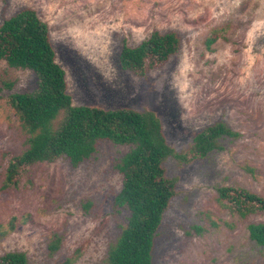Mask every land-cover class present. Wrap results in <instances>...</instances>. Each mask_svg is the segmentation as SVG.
Wrapping results in <instances>:
<instances>
[{
	"label": "rangeland",
	"instance_id": "obj_1",
	"mask_svg": "<svg viewBox=\"0 0 264 264\" xmlns=\"http://www.w3.org/2000/svg\"><path fill=\"white\" fill-rule=\"evenodd\" d=\"M25 8L49 25L74 106L153 111L177 152L218 123L239 134L222 139L223 150L208 159L189 166L166 161L177 195L158 232L154 263L264 264V248L248 231L264 215L242 220L218 201L220 187L264 197V0H0V24ZM155 30L176 32L179 54L145 77L124 71L123 45L137 46ZM37 85L31 71L0 62V162L7 152L26 149L7 97ZM128 152L103 142L77 168L64 159L32 167L16 189L5 186L4 166L0 256L23 252L29 264H108L130 216L115 207L122 190L117 166Z\"/></svg>",
	"mask_w": 264,
	"mask_h": 264
},
{
	"label": "trees",
	"instance_id": "obj_2",
	"mask_svg": "<svg viewBox=\"0 0 264 264\" xmlns=\"http://www.w3.org/2000/svg\"><path fill=\"white\" fill-rule=\"evenodd\" d=\"M217 37L209 39L211 45ZM181 50L176 32L155 30L137 46L124 44L120 66L124 71L145 77L165 66ZM49 25L38 12L25 8L0 24V62L29 70L38 78L30 93H13L7 103L26 137V149L19 155L7 152L0 162L6 166L5 186L18 188L32 167L67 160L74 168L92 159L99 145L109 142L129 148L117 168L122 190L117 209L130 213L127 226L110 248L108 264H155L158 232L171 202L177 195L176 181L167 174L170 158L182 166L208 159L223 150L221 140L238 138L224 123L199 132L190 147L177 152L167 141L158 115L150 110H108L97 106H74L68 93L65 70L57 63ZM8 89L11 83H5ZM0 87V102L4 99ZM7 161V163L5 162ZM218 201L232 216L247 220L264 215V197L240 187L218 188ZM251 241L264 248V222L248 226ZM68 259L63 264H72ZM0 264H29L23 252L0 256Z\"/></svg>",
	"mask_w": 264,
	"mask_h": 264
}]
</instances>
